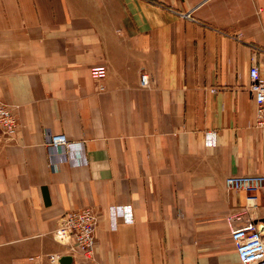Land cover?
<instances>
[{"label":"crops","instance_id":"0c3cea01","mask_svg":"<svg viewBox=\"0 0 264 264\" xmlns=\"http://www.w3.org/2000/svg\"><path fill=\"white\" fill-rule=\"evenodd\" d=\"M254 47L264 0H0V98L19 119L0 134V264H241L228 216L264 231V189L248 207L225 180L264 175ZM83 208L98 218L89 254L56 236Z\"/></svg>","mask_w":264,"mask_h":264},{"label":"built area","instance_id":"2783aa9c","mask_svg":"<svg viewBox=\"0 0 264 264\" xmlns=\"http://www.w3.org/2000/svg\"><path fill=\"white\" fill-rule=\"evenodd\" d=\"M257 54H264V49L254 47L253 63L250 68V89L255 93L257 102L256 126L264 130V74L257 61ZM106 65H97L91 68V76L96 80H102L107 76ZM141 85L150 87L149 75H141ZM104 87H101L102 90ZM19 126V119L14 110L0 98V134L11 137L12 133ZM218 132L209 130L205 133V144L216 146ZM47 145L58 150L62 160L71 157L74 144L65 135L60 133H49ZM225 187L228 191H243L247 193V206H256L258 193L264 189L263 174L231 175L225 180ZM247 207V208H248ZM110 216L113 227L116 226L119 211L118 207H110ZM231 225V238L235 246L241 264H264V231L258 225L248 219L242 226L232 225L234 221L242 220V215H229ZM98 218L97 214L88 208L70 210L63 216V223L56 231V236L64 242H72V250H81L91 253L98 245L97 236ZM116 228V227H115ZM21 264V263H14Z\"/></svg>","mask_w":264,"mask_h":264},{"label":"water","instance_id":"95a60500","mask_svg":"<svg viewBox=\"0 0 264 264\" xmlns=\"http://www.w3.org/2000/svg\"><path fill=\"white\" fill-rule=\"evenodd\" d=\"M59 264H72L73 257L71 255L62 256L58 260Z\"/></svg>","mask_w":264,"mask_h":264}]
</instances>
